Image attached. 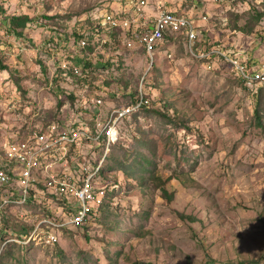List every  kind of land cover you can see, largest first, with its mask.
Masks as SVG:
<instances>
[{
	"label": "rangeland",
	"instance_id": "1",
	"mask_svg": "<svg viewBox=\"0 0 264 264\" xmlns=\"http://www.w3.org/2000/svg\"><path fill=\"white\" fill-rule=\"evenodd\" d=\"M126 2L0 0V92L20 105L6 120L8 130L15 123L34 127L36 117L45 124L54 113L64 117V124L91 129L127 101L123 91L103 81L119 79V73L130 85L128 95L147 75L144 90L152 106L121 124V139L108 158L101 155L103 145L75 147L72 168L104 162L107 179L100 175L98 182L109 186L106 206L85 226L63 229L56 244L41 237L4 246L6 219L20 228L17 219L34 224L45 211L42 204L12 209L17 219L0 221V264H264V85L253 92L221 56H195L178 35L160 43L149 71L141 48L124 54L102 47V54L115 56L118 64L124 57L121 71L118 65L99 68L101 74L95 71V82L85 92L67 76L65 90L61 81L58 89L48 88L53 71L66 61L65 52L75 50L72 36L68 46L59 47L68 43L66 33L72 34L65 30L88 28L87 22ZM184 8L182 14L199 23L210 48L242 50L245 57L264 62V0H185ZM12 17L34 23L17 37L8 32ZM70 94L95 95L98 103H87V110L74 115ZM53 217L60 220L64 214Z\"/></svg>",
	"mask_w": 264,
	"mask_h": 264
},
{
	"label": "built area",
	"instance_id": "2",
	"mask_svg": "<svg viewBox=\"0 0 264 264\" xmlns=\"http://www.w3.org/2000/svg\"><path fill=\"white\" fill-rule=\"evenodd\" d=\"M126 1L132 7L131 12L110 10L103 18L91 20L92 26L88 27L90 30L86 29V39H82L78 44L73 40L76 51L65 52L66 61L59 69L53 71L52 81L57 80L59 85L61 81L60 87L65 90L63 85H66L67 81L64 76H67L72 86L83 85L85 90L82 92L87 91L88 86H93L95 81L91 75L85 73L86 66L83 60L95 62L96 57L102 53V47L106 50L114 48L122 53H125V49L129 51L137 47L144 49L150 60V68L147 70L149 71L156 62L158 47L165 41L166 36L175 38L182 35L191 54L206 58L221 56L253 92H258L264 85V62L257 63L245 57L242 50L225 51L223 48L220 49V46L210 48L200 37L198 23L188 15L173 12L166 4L160 2L156 4L157 14L151 17L149 12L152 0ZM116 31H122L121 38L114 36ZM60 36L55 37L58 44L62 43ZM91 37L93 43L90 42ZM62 44L63 46L59 47L63 49L69 45ZM89 45L94 47L95 52L86 54ZM110 55L106 54L107 59L115 62V56ZM116 64L120 65L118 62ZM146 76H142L140 80L137 102L134 105L117 106L110 111L106 121L95 120L96 125L91 129L64 124V117L58 116L45 124L41 123L43 118L36 117L37 124L34 127L22 128L15 123L10 125L8 130L6 120L18 113L20 105L17 98L3 97L0 92V162L5 166L0 168V216L6 211L9 212L16 207H27L30 204L37 206L42 204L41 208L45 210L28 233H21L16 237L13 230L9 229L11 238L4 242V246L10 242L26 245L36 242L41 237L45 244H56L63 229L83 227L92 220L97 210H101L109 194L108 186L98 182L101 180L104 162L96 166L79 164L75 169L71 166L73 152L82 142L98 144L104 146V159L106 158L110 147L121 137V124L125 119L151 103L147 91L144 90ZM59 85L54 86L52 82L55 89H58ZM115 90L123 91L117 87ZM72 95L76 97L71 103L74 115L83 109L87 110V103L90 105L98 103L95 95H81L79 99L77 95ZM78 121L75 118V122ZM53 209L58 217L62 214L64 217L60 220L55 219Z\"/></svg>",
	"mask_w": 264,
	"mask_h": 264
},
{
	"label": "trees",
	"instance_id": "3",
	"mask_svg": "<svg viewBox=\"0 0 264 264\" xmlns=\"http://www.w3.org/2000/svg\"><path fill=\"white\" fill-rule=\"evenodd\" d=\"M7 21H9L10 23H9V26H8V32H10V33H13V34H15L17 37H20V36H22L23 35V30L24 29H26L29 25H32L33 23H34V21H32L29 17H12V18H9ZM92 26L91 24H90V22H87V24H86V26ZM58 29V31L59 32H61V30H59V28H57ZM86 29L87 28H79V27H74L73 29H66L65 30V33L68 31V30H71L72 31V34L71 33H66V37L67 38H69V39H67L68 40V43H70V39H71V36L75 39V42L78 44L79 43V41H81L82 39H86V35H87V32H86ZM57 31V30H56ZM55 32V31H54ZM120 32H122V31H116V34L114 35V36H116V37H118V38H121V33ZM65 33H63V34H65ZM62 34V32L61 33H59L58 35H57V37H59L60 35ZM180 36H182V35H180ZM183 37V36H182ZM200 37H201V32H200ZM171 38H174V37H169V36H166V39H171ZM184 38V37H183ZM91 40H90V42L91 43H93V37H91L90 38ZM203 41H205L204 43H206V39H203ZM91 45V44H90ZM87 46V50H86V54L87 53H91V52H95V49H94V47H92V46ZM143 52L145 51L144 49L142 50ZM130 51L129 50H127V49H125V53L124 54H128ZM145 53V52H144ZM96 64H95V62H93V61H91V60H83V62H84V66H86L85 67V73L86 74H88V75H91V76H93L94 75V73H96L97 71L99 72V68H104L105 70H110V68L112 67V66H114V65H117L115 62H113L112 60H109V59H107V56L106 55H103L102 53H100L99 55H98V58L96 57ZM124 63V57L122 58V61H121V64H123ZM0 64H1V62H0ZM119 65V66H117L116 68H117V71H121V68H122V65ZM1 66H3L2 64H1ZM4 69H6V67H3ZM43 69H44V71H46L47 72V74H46V76H47V79H48V68H47V66H45L44 64H43ZM155 70H156V73H159V71L160 70H158L157 68H155ZM96 71V72H95ZM72 72V71H71ZM100 73V72H99ZM101 74V73H100ZM120 74V73H119ZM118 74V78L119 79H112V78H108V77H106L103 81L105 82V84H107L108 86H112V85H115L117 88H119V89H122L123 90V94H124V96H126V98H127V101H124V102H122V103H119V104H117V106H119V107H121V106H128V105H134L136 102H137V100H136V96L138 95V90L137 89H135V91H132L131 92V95H128V91L130 90L129 88V84L126 82V78H125V76L124 75H122V76H120ZM94 77H96V74H95V76ZM52 82H53V84H54V86L55 85H59V83H57V80L56 81H52L51 80V86H50V84H49V79H48V84H47V86H48V88H51V89H55V88H53V86H52ZM113 96H115L116 97V95H113ZM75 99H76V97L74 96V95H72L71 94V96H69V98H67V100H69L71 103H73L74 101H75ZM153 101H154V99H153ZM61 102V104L62 103H64L63 101H60ZM150 108H152V106H151V104L150 105H145V106H143L142 107V109L141 110H139V111H137V112H135V113H133L130 117H128V118H126L125 119V123L127 122V121H129L128 119L129 118H132L133 116H135V115H137V114H139V113H141L142 111H144V110H151ZM56 117H58V113H54V115L53 116H51V117H49V119H55ZM259 123H260V125L262 126L263 125V122L261 121V120H259ZM121 139V138H120ZM119 139V140H120ZM118 142V141H117ZM116 142V143H117ZM113 144L110 148H112V147H114V146H116L117 144ZM102 156H104L105 155V152H104V150H103V152H102V154H101ZM109 157V154L106 156V158H108ZM1 161V160H0ZM5 166H4V164H3V162H0V168H4ZM105 168L106 167H104L103 168V172L101 173V175L104 177V178H106V176H105ZM107 179V178H106ZM109 187V186H108ZM163 190V195L167 198V199H169V201H171V199H172V195H169V193H168V191H167V189H165V188H163L162 189ZM108 198H109V194H108ZM106 203H107V201L102 205V207H101V210L106 206ZM31 205V207H34L35 206V204H30ZM37 208V207H36ZM11 213L10 212H8V211H6L5 213H3L2 214V218L0 219V221H2V219H4V217L5 216H10V217H13L15 220L17 219L16 217H14V216H12V215H10ZM20 223H22L21 225L19 224V226H20V228H17V226L18 225H16V222L15 221H13V219H6L5 220V225H7V229L5 230V234L3 235V237H2V241L1 242H5L7 239H9V238H11V235L9 234V225L12 223V222H15L14 223V227H16V228H14V227H12V230H13V232L18 236V235H20L21 233H28L30 230H32L33 228H34V224H29V223H27V222H24V221H22V220H20V219H17ZM10 245H14V244H9V246ZM15 245H18V244H15ZM19 246V245H18ZM11 247V246H10ZM8 250V249H7ZM252 263H254V262H252Z\"/></svg>",
	"mask_w": 264,
	"mask_h": 264
},
{
	"label": "crops",
	"instance_id": "4",
	"mask_svg": "<svg viewBox=\"0 0 264 264\" xmlns=\"http://www.w3.org/2000/svg\"><path fill=\"white\" fill-rule=\"evenodd\" d=\"M163 2L167 7L178 14H182L185 11L184 2L185 0H152V7L150 9L149 15L155 17L157 14L156 4ZM178 3V4H177ZM117 11H132V7L126 2L121 4L119 8H115ZM199 24V23H198Z\"/></svg>",
	"mask_w": 264,
	"mask_h": 264
}]
</instances>
